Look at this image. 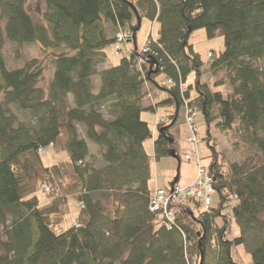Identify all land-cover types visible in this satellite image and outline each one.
<instances>
[{
  "label": "trees",
  "instance_id": "obj_1",
  "mask_svg": "<svg viewBox=\"0 0 264 264\" xmlns=\"http://www.w3.org/2000/svg\"><path fill=\"white\" fill-rule=\"evenodd\" d=\"M44 1L46 23L28 11V0H0V44L39 43L54 65L47 90L39 84L43 60L10 69L0 53V264H208L211 252L214 264H237L238 245L252 264H264V0ZM144 19L160 24L147 51L137 46ZM201 28L224 37L208 70L224 73L214 87L228 84L229 92L202 81L206 68L189 42ZM119 32L129 34L117 50L120 63L98 71ZM147 83L168 97L145 108ZM186 107L207 125V166L219 201L205 210L186 200L168 228L150 210L144 143L152 129L142 113L164 109L153 158L170 156V145L180 165L171 129L185 121ZM211 127L238 136L233 146L242 161L217 151ZM89 143L101 152L99 169ZM49 146L69 159L46 165L40 150ZM44 184L47 202L37 196ZM70 199L82 207L75 224L60 229Z\"/></svg>",
  "mask_w": 264,
  "mask_h": 264
},
{
  "label": "rangeland",
  "instance_id": "obj_2",
  "mask_svg": "<svg viewBox=\"0 0 264 264\" xmlns=\"http://www.w3.org/2000/svg\"><path fill=\"white\" fill-rule=\"evenodd\" d=\"M27 9L35 19L41 20L42 22L46 23L43 16L46 10L44 0H28ZM3 24L4 22L0 20L1 36L3 35ZM151 35L155 37L154 39L160 36V24L156 21L144 19L141 29L137 33V46L139 49H142L147 44V41ZM189 42L192 45L194 52L200 56V59L204 63V67L206 68V73L202 77V81L208 82L214 90H221L223 92L231 91V87L228 84L214 87V83L220 80V78L224 76V73L221 72L216 75H212L208 70L211 59L215 58V56H217L225 49V41L223 35L218 32L214 37H209L206 30L201 28L195 30L191 34ZM0 53L5 57L7 65L10 69L20 68L27 61L33 58L43 60V64H45V70L43 79L39 84L43 85L48 90L49 83L52 80L54 74V65L50 60L51 57L48 54L42 53V47L39 43L16 44L3 38L0 44ZM106 53L107 58L104 63L101 62L97 66L98 71L101 70L107 63H109V65L119 64L120 59L123 55L122 52H119L115 49L114 45L107 47ZM193 76L194 75L192 74L188 77L187 83L192 82ZM161 78L162 76L159 79ZM93 82L95 84V89L98 90L100 87V78L98 75L93 76ZM156 92L157 101L166 99L168 97V93L162 89H156ZM13 111L17 113L19 119L24 121L27 120L25 114L18 112L15 107L13 108ZM163 114L165 115V111L163 108H160L158 112L144 111L142 115L143 120L148 121L150 128H154V132L152 131V136L144 143L147 153L151 156V177L149 180V186L153 190V192L157 188L169 189L172 181H174L177 176L180 177V181L173 184L186 186L194 181L197 172V162L194 158L191 160H187L185 158V155L186 153H188V151H190V148L191 150H193L194 146L195 150H197L199 156L201 157L202 164L205 165L208 164L209 154L211 153V150L206 141L207 125L203 121L201 114H197L195 123L198 128V141L196 144L189 140L191 132L188 124L184 121L183 116H181V119L172 130L175 139L177 141L179 140L181 143H184V149L182 148L183 151L179 150L181 155V164L179 165L178 159L172 156H165L160 160H155L153 158L154 139L158 136L159 130L157 128V125L153 126V124L157 116ZM162 118L158 117V121H161ZM167 124H169V121H167ZM210 135L211 139L217 141V151H219L220 153L228 154L234 161H242L244 159V155L240 151L234 150L233 143L237 139L239 140L238 136L235 133H231L229 138L221 135L216 129H214V127H211ZM41 155L46 165H53L69 159L67 152H56L50 146L44 148L41 151ZM89 160L96 167V169H99L101 167L102 158L99 148L92 150ZM37 196L42 202H47L49 199V193L46 192L43 187H41V189L37 192ZM218 201L219 197L217 193H213L212 206L216 207L218 205ZM69 206L70 212L62 221L60 229H68L69 227L74 225L76 221V215L78 214L80 207H82L81 203L74 199L69 200ZM239 233V227L234 221L233 236H237L239 235ZM214 256V252H211L207 259L208 264H214ZM233 256L237 264H252L251 254L248 252L244 245L236 246L233 252Z\"/></svg>",
  "mask_w": 264,
  "mask_h": 264
},
{
  "label": "built area",
  "instance_id": "obj_3",
  "mask_svg": "<svg viewBox=\"0 0 264 264\" xmlns=\"http://www.w3.org/2000/svg\"><path fill=\"white\" fill-rule=\"evenodd\" d=\"M129 34L119 32L117 34V43L115 45L116 50H121L124 46L123 42L127 40ZM144 51L147 48L144 47ZM169 85L173 82L171 79L167 80ZM197 112L190 110L186 107L185 122L190 128L189 140L194 144L197 143L198 128L195 123ZM41 149L40 151H42ZM185 158L187 160L195 159L197 162V172L194 181L186 186L180 184H172L169 189L157 188L152 193L150 199V210L156 212L158 219L164 221L166 226L170 228L177 213L180 211L181 206L188 199H194L200 202L202 208L208 210L212 205L213 177L208 171V166L202 164L201 157L197 150L192 153H186ZM43 188L46 192L50 191V185L44 184Z\"/></svg>",
  "mask_w": 264,
  "mask_h": 264
},
{
  "label": "crops",
  "instance_id": "obj_4",
  "mask_svg": "<svg viewBox=\"0 0 264 264\" xmlns=\"http://www.w3.org/2000/svg\"><path fill=\"white\" fill-rule=\"evenodd\" d=\"M108 66H111V65H109V63H107L103 68H105V67H108ZM146 87V88H145ZM144 90L145 91H147L148 92V95L144 98V107L145 108H149V107H151V106H153V105H155V103L156 102H159V101H157V92H156V89H154L153 87H151V84H145V86H144ZM163 100H165V99H163ZM160 101H162V100H160ZM159 111V109L157 110V112ZM142 115H143V113H142ZM165 115L163 114V115H158L157 116V118H156V120L154 121V124H153V126H155V125H157L158 124V117H160V118H162V117H164ZM143 118V117H142ZM148 122V121H147ZM172 130L173 129H171V132H172ZM152 131L154 132V128L152 127ZM177 141V140H176ZM177 146H178V149L180 150V151H183V149H184V143H181L179 140L177 141ZM89 147H90V152L92 153V150H94V149H97L98 148V146H96L95 144H93V143H89ZM183 148V149H182ZM187 148V147H186ZM190 151H188V153H191L193 150H195V148H194V146H193V150H191V148L189 149Z\"/></svg>",
  "mask_w": 264,
  "mask_h": 264
},
{
  "label": "water",
  "instance_id": "obj_5",
  "mask_svg": "<svg viewBox=\"0 0 264 264\" xmlns=\"http://www.w3.org/2000/svg\"><path fill=\"white\" fill-rule=\"evenodd\" d=\"M169 152H170V156H172V157H174V158H177V159H178V155H177V153H176L175 149H174V148H172L170 145H169ZM178 177H179V176H177V178H176L175 182H177V180H178Z\"/></svg>",
  "mask_w": 264,
  "mask_h": 264
},
{
  "label": "bare ground",
  "instance_id": "obj_6",
  "mask_svg": "<svg viewBox=\"0 0 264 264\" xmlns=\"http://www.w3.org/2000/svg\"><path fill=\"white\" fill-rule=\"evenodd\" d=\"M124 47V46H123Z\"/></svg>",
  "mask_w": 264,
  "mask_h": 264
}]
</instances>
